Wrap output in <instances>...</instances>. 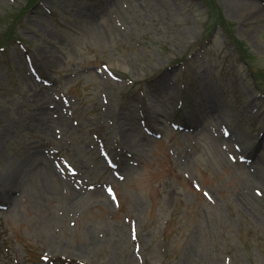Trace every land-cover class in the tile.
I'll return each instance as SVG.
<instances>
[{
	"label": "rangeland",
	"instance_id": "1",
	"mask_svg": "<svg viewBox=\"0 0 264 264\" xmlns=\"http://www.w3.org/2000/svg\"><path fill=\"white\" fill-rule=\"evenodd\" d=\"M242 1L0 0V264H264Z\"/></svg>",
	"mask_w": 264,
	"mask_h": 264
},
{
	"label": "bare ground",
	"instance_id": "2",
	"mask_svg": "<svg viewBox=\"0 0 264 264\" xmlns=\"http://www.w3.org/2000/svg\"><path fill=\"white\" fill-rule=\"evenodd\" d=\"M234 2L235 3H238V2H243L244 4H245V2L244 1H242V0H234ZM261 12H263V11H261ZM261 12H259V13H261ZM127 135H128V132H127ZM33 171V170H32ZM48 169L46 168L43 172H47L48 173ZM25 174V176L27 177V176H30V174H31V171L28 169V170H26V171H22L21 172V174ZM44 175H45V173H42V175H41V177H42V179H43V177H44ZM6 182V181H5ZM7 183H4V185H6Z\"/></svg>",
	"mask_w": 264,
	"mask_h": 264
}]
</instances>
